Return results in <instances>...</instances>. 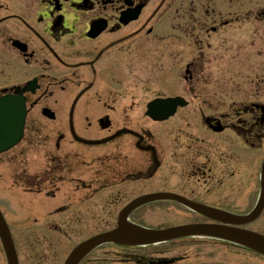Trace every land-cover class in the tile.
I'll return each instance as SVG.
<instances>
[{
	"label": "flooded vegetation",
	"instance_id": "af4514ba",
	"mask_svg": "<svg viewBox=\"0 0 264 264\" xmlns=\"http://www.w3.org/2000/svg\"><path fill=\"white\" fill-rule=\"evenodd\" d=\"M8 97L26 112L21 140L0 153L21 264H62L145 194L248 214L263 188L264 0H0ZM176 98L168 118L150 115ZM92 255L112 262L115 244L81 264Z\"/></svg>",
	"mask_w": 264,
	"mask_h": 264
},
{
	"label": "water",
	"instance_id": "95a60500",
	"mask_svg": "<svg viewBox=\"0 0 264 264\" xmlns=\"http://www.w3.org/2000/svg\"><path fill=\"white\" fill-rule=\"evenodd\" d=\"M171 100H169L170 102ZM174 101V100H173ZM167 102V101H161ZM177 102V101H176ZM177 104V103H176ZM13 110H7L6 107L0 108V152L7 149L11 145L15 144L22 136L24 120H25V110L24 106L19 104H14ZM155 106L153 103L150 107ZM155 109V108H154ZM155 110L151 112L154 114ZM173 111L165 113L162 117L155 116L156 119H165L170 116ZM12 141V142H11ZM11 142V143H10ZM9 144V145H8ZM4 146V147H3ZM159 197L157 195L143 197L134 203H132L128 208H126L120 218L119 228L116 230L100 234L92 239L82 243L78 246L66 264H79L81 259L92 251L94 248L102 243L114 241L116 243L125 245H140V244H152L163 242L167 240H173L185 236L203 235L216 237L235 243L243 244L250 247L256 251L264 254V236L253 233L246 230L236 229V228H226L218 226H206V225H190L175 227L168 230H153L135 225L128 221L129 214L137 207L143 203H147L152 200H157ZM193 208L212 216L213 218L224 220L225 222H230L234 224H242L251 221L255 218V215L249 216L247 218L241 216H230L226 214H209L206 212V208L197 206L190 202H186ZM0 238L2 240L8 264H18V258L12 243L9 228L0 212Z\"/></svg>",
	"mask_w": 264,
	"mask_h": 264
},
{
	"label": "rangeland",
	"instance_id": "374dc122",
	"mask_svg": "<svg viewBox=\"0 0 264 264\" xmlns=\"http://www.w3.org/2000/svg\"><path fill=\"white\" fill-rule=\"evenodd\" d=\"M182 92L181 88L177 89ZM187 209L171 202H159L144 207L132 218L149 228H164L194 223L202 218ZM250 229L264 233V215L257 222L248 226ZM94 233V232H93ZM84 234L83 236H86ZM71 246L66 250L68 252ZM145 253L146 264H264V257L248 249L229 242L200 237H187L171 242H163L148 247L125 249L115 246V260L106 263L92 262L93 255L83 264H139L124 260L130 254ZM23 264H30L26 262ZM0 264H7L4 252Z\"/></svg>",
	"mask_w": 264,
	"mask_h": 264
}]
</instances>
